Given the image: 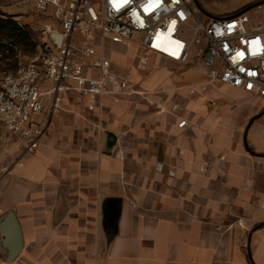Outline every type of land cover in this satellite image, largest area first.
<instances>
[{"label": "crops", "instance_id": "0c3cea01", "mask_svg": "<svg viewBox=\"0 0 264 264\" xmlns=\"http://www.w3.org/2000/svg\"><path fill=\"white\" fill-rule=\"evenodd\" d=\"M196 2L218 16L264 9V0L222 12ZM103 47L136 91L107 94L94 110L74 90L56 110L43 95L36 147L14 132L0 152V215L12 209L23 238L7 264H264V99L156 53L138 66L145 51L132 41Z\"/></svg>", "mask_w": 264, "mask_h": 264}, {"label": "built area", "instance_id": "2783aa9c", "mask_svg": "<svg viewBox=\"0 0 264 264\" xmlns=\"http://www.w3.org/2000/svg\"><path fill=\"white\" fill-rule=\"evenodd\" d=\"M94 1L99 3L100 13ZM30 2L37 14L49 19L43 25L45 31L57 32L62 39L60 46L50 48L41 62L5 73L0 79V152L14 132L28 139L25 150L36 147L44 131V125L37 122L44 107L43 95L51 96L50 108L56 110L60 94L74 90L86 100L87 109L94 110L107 94L118 101L120 93L136 91L126 79L110 71L104 39L127 43L134 34H142L145 53L138 66L147 62L150 53L180 64L194 57L197 70L208 81L264 99V23L254 24L245 12L211 18L194 0ZM197 9L206 18H201ZM186 32H190L189 38ZM89 70H96L97 75ZM41 82H51L52 86L43 91ZM185 124L183 119L178 126ZM7 170L8 166L0 161V178ZM0 264L7 263L0 259Z\"/></svg>", "mask_w": 264, "mask_h": 264}, {"label": "rangeland", "instance_id": "374dc122", "mask_svg": "<svg viewBox=\"0 0 264 264\" xmlns=\"http://www.w3.org/2000/svg\"><path fill=\"white\" fill-rule=\"evenodd\" d=\"M237 0H203L206 8L213 12H222L226 8H230ZM95 10L100 13V5L98 2H93ZM193 6H195L192 3ZM198 15L201 18H206L198 9ZM0 12L4 17H12L19 25L25 27L30 35L26 44L12 45L11 40L3 37L0 41V79L5 73H14L18 69L31 64L39 63L46 56L50 50V41L48 39V32L45 31L43 25L49 19L37 14L32 7L30 0H0ZM234 13L238 10L233 11ZM245 13L250 18L251 22H259L264 18V9H249ZM232 13H227V15ZM218 16V15H216ZM190 32L185 33V37L189 38ZM142 34H134L132 42L139 47H142ZM3 43V44H1ZM8 44V46H7ZM2 45H6L4 47ZM194 45L191 50L194 52ZM197 60L191 57L188 63L196 64ZM47 109L45 110V112Z\"/></svg>", "mask_w": 264, "mask_h": 264}, {"label": "water", "instance_id": "95a60500", "mask_svg": "<svg viewBox=\"0 0 264 264\" xmlns=\"http://www.w3.org/2000/svg\"><path fill=\"white\" fill-rule=\"evenodd\" d=\"M196 5L202 11L204 15L211 18H217L219 16L213 15L203 9L194 0ZM247 9H242L237 13L245 12ZM48 39L53 47H59L61 43V35L57 32H49ZM108 137L113 135L111 133L106 134ZM113 141H107L108 145H112ZM103 227L109 231L108 238L114 236V230L116 229V220L118 215V206L115 199H107L103 207ZM23 246L22 231L16 214L12 209H7L0 215V259L6 263H11L19 255Z\"/></svg>", "mask_w": 264, "mask_h": 264}, {"label": "trees", "instance_id": "16d2710c", "mask_svg": "<svg viewBox=\"0 0 264 264\" xmlns=\"http://www.w3.org/2000/svg\"><path fill=\"white\" fill-rule=\"evenodd\" d=\"M3 15L0 12V41L6 37L11 40L12 45L26 44L30 37L27 29L19 25L12 17H4ZM2 46L7 47L8 44Z\"/></svg>", "mask_w": 264, "mask_h": 264}]
</instances>
